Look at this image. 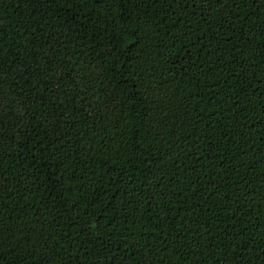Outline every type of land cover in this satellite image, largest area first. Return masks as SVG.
<instances>
[{"label":"trees","instance_id":"obj_1","mask_svg":"<svg viewBox=\"0 0 264 264\" xmlns=\"http://www.w3.org/2000/svg\"><path fill=\"white\" fill-rule=\"evenodd\" d=\"M189 14L0 0V264H264V0Z\"/></svg>","mask_w":264,"mask_h":264},{"label":"snow or ice","instance_id":"obj_2","mask_svg":"<svg viewBox=\"0 0 264 264\" xmlns=\"http://www.w3.org/2000/svg\"><path fill=\"white\" fill-rule=\"evenodd\" d=\"M175 2L181 5L182 13L189 14V9H192V13H190L189 15L195 14L198 11L200 13L201 19L207 22V16L209 13L213 11V9H219L221 7V4L226 2H231L233 5H235L237 0H175ZM251 2L254 3L255 0H251ZM239 3L241 5L248 6L250 0H239ZM181 22L187 24L188 23L187 16ZM233 59L236 60L237 63H239L238 57L234 56ZM240 67H243V64H240ZM173 195H178V194L174 192ZM14 238L15 237H12V239ZM7 239H8L7 237H4V240ZM3 242H4L3 240H0V244H2ZM187 259H188V254H184L182 256V264H186ZM217 264H220V262L217 261Z\"/></svg>","mask_w":264,"mask_h":264}]
</instances>
